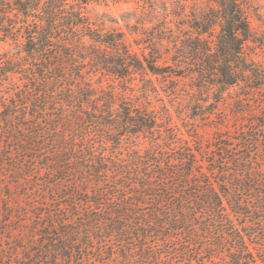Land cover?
<instances>
[{
    "label": "trees",
    "instance_id": "16d2710c",
    "mask_svg": "<svg viewBox=\"0 0 264 264\" xmlns=\"http://www.w3.org/2000/svg\"><path fill=\"white\" fill-rule=\"evenodd\" d=\"M95 1L0 0V264H264V63L244 6L139 3L135 48ZM222 106L241 122L201 134Z\"/></svg>",
    "mask_w": 264,
    "mask_h": 264
},
{
    "label": "rangeland",
    "instance_id": "374dc122",
    "mask_svg": "<svg viewBox=\"0 0 264 264\" xmlns=\"http://www.w3.org/2000/svg\"><path fill=\"white\" fill-rule=\"evenodd\" d=\"M150 0H96L95 2H92L88 5V12L92 16L93 19H103L102 14L108 13L110 15V19L113 20H106V27L107 28H117L121 29L125 32H127L128 39L130 42L133 43V46L135 48H138L139 46L136 45L135 39L139 36L138 34L131 33L129 30L127 24H135L140 19V9L138 8L139 3L145 4ZM157 3V8L155 10L156 14H159L162 12V8L158 7V5H162V2L167 1V4L170 6V8H174V3L171 0H152ZM240 3L244 6L248 21L250 24L251 32H252V40L250 41V50H254L258 53L257 59L262 61L264 63V0H239ZM190 5H195L196 8H208L209 6H215L216 3L214 0H189ZM190 9V7L188 8ZM138 10V14H135L134 11ZM174 19V16H170V18ZM146 18V17H145ZM148 18V17H147ZM146 18V19H147ZM156 20H154L152 23L148 22L146 23L147 26H151L153 23H155ZM9 48V45L0 41V51H3V49ZM186 80H182L179 84L183 88L186 86L189 88L188 85H185L186 83L189 84V82H186ZM108 81L104 80L103 85H107ZM118 84V81L116 82ZM183 89H181L179 92L181 93ZM230 92L232 94L235 93V88H231ZM153 100L154 105L157 109L160 108L162 105V100H160L161 97L165 99V102L170 105L174 115L175 120H177V123L181 125L182 130L186 131L188 129L187 126H185L183 123H186L184 120L179 118V114L177 112V98L173 97V95L167 96L166 92L161 88L160 89V96H156V94H153ZM232 98H228V101L232 102ZM258 99L257 101L253 102V108L259 110L261 108L260 103ZM261 100L264 101V95H261ZM264 104V103H263ZM231 109L230 107H219L214 114L207 116L206 118L199 119L195 123V128L199 130V132L205 136H211L213 133V130L215 128L212 126L214 123H217L225 114L230 115L231 123H233L232 128H234V124H239L241 121L240 119L243 117L241 114L239 116V121L234 118L231 115ZM193 121V120H189ZM192 128L193 126H189ZM186 136H188L187 133H185Z\"/></svg>",
    "mask_w": 264,
    "mask_h": 264
}]
</instances>
